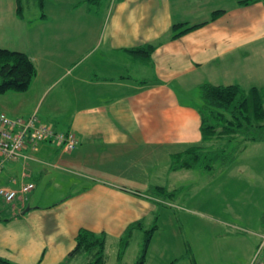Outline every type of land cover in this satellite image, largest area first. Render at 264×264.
I'll list each match as a JSON object with an SVG mask.
<instances>
[{
    "label": "crops",
    "instance_id": "1",
    "mask_svg": "<svg viewBox=\"0 0 264 264\" xmlns=\"http://www.w3.org/2000/svg\"><path fill=\"white\" fill-rule=\"evenodd\" d=\"M242 1L45 0L40 8L37 0H22L18 16L15 0H0V30L5 21L15 38L0 48L25 53L36 69L26 91L32 93L26 96L32 107L23 118L34 114L56 131H73L79 141L69 152L50 142L26 144L22 157L2 163L0 187L17 190L32 183L34 189L6 206L0 199V258L14 264H76L81 256L69 254L78 230L85 229L106 234L104 264L109 245L116 246L117 264H135L138 257L133 263L126 260L131 239L156 220L148 188L164 186L171 192L188 182L189 173L201 177L200 170L169 168L172 156L201 141L199 86L264 89V0ZM25 7L39 12L26 24ZM216 11L222 13L208 21ZM205 21L168 39L173 23ZM78 33L81 45L72 42ZM146 44L155 48L145 61L127 51ZM58 51L74 72L65 71L68 65L59 63ZM129 59L143 67L144 75L127 74ZM66 77L69 82L62 85ZM145 78L150 81L142 83ZM51 85L58 116L69 117L58 127L37 115V103ZM7 93L0 96V112L20 118L21 102L11 105ZM66 101L80 103L67 109ZM253 147L264 142L248 144L243 152ZM44 189L56 195L54 203H29L32 193L34 200H42ZM137 221L142 225L118 261L119 239Z\"/></svg>",
    "mask_w": 264,
    "mask_h": 264
},
{
    "label": "rangeland",
    "instance_id": "2",
    "mask_svg": "<svg viewBox=\"0 0 264 264\" xmlns=\"http://www.w3.org/2000/svg\"><path fill=\"white\" fill-rule=\"evenodd\" d=\"M23 1L25 4L26 0ZM61 9L64 13L67 12L65 6ZM16 12L19 14L17 8ZM38 13L35 10L27 12L25 7L22 18L24 24L29 19L35 18ZM18 16H21V13ZM2 23L0 45L15 43L11 27L6 26L5 21ZM174 24L177 23L172 25ZM171 28L172 26L168 32V39L174 40L170 38ZM24 29L26 30V27ZM79 34L72 37L75 45H81L83 38ZM152 45L155 48V45ZM85 50L86 48L74 55L72 61L77 60ZM56 57L59 59V51ZM59 63L68 65L65 71L74 72L75 68L66 60L59 59ZM127 66V74L131 77L138 78L144 75L139 71L143 68L140 65L131 62ZM127 66L126 71L122 73L127 72ZM69 79V77L64 78L62 85L69 82ZM141 81L149 82L150 79L145 78ZM55 90L56 88L51 85L45 96L37 103L39 108L37 115L42 121L56 124L58 127L62 125L64 119L68 121L69 117L58 116L59 110L55 109L56 102L52 100ZM7 94L11 96V105L21 102L17 109H19L18 117L23 118L22 114L32 107V102L26 101V96L31 98L32 93L25 91ZM62 103L64 108L71 109L80 102ZM74 140L75 144L70 151L79 143L75 134ZM64 142L65 140L62 141L63 145ZM251 158L255 160L251 161ZM232 159L228 164H215L211 172L202 171L200 179L197 173H189L188 182L179 186L180 192L176 197L159 208L155 222L137 231L132 237L126 260L133 263L136 257L141 255L145 232L151 228L155 230L147 248L146 264H252L259 259L257 257L262 256L264 251V238L261 239L256 235L260 226V217L264 214V147H253ZM66 190L67 188L63 189ZM35 194L28 196L29 203L33 205L43 203L41 206L51 205L54 203L52 199L56 196L52 195L49 189L41 191L42 200H34L32 196ZM115 249L116 246H108L107 264H117ZM80 256L76 264H82L88 258L86 254Z\"/></svg>",
    "mask_w": 264,
    "mask_h": 264
},
{
    "label": "trees",
    "instance_id": "3",
    "mask_svg": "<svg viewBox=\"0 0 264 264\" xmlns=\"http://www.w3.org/2000/svg\"><path fill=\"white\" fill-rule=\"evenodd\" d=\"M19 13L22 0H15ZM42 8L44 0H37ZM245 0L242 4H248ZM216 11L210 15V20L220 15ZM20 14V13H19ZM207 23L186 26L174 24L171 28V39H176L185 33ZM186 26V27H184ZM182 27H184L182 29ZM154 46L146 44L127 50L140 60H147ZM36 75V69L31 59L23 52L0 48V95L7 92H25ZM198 114L200 117L201 141L187 147L171 157L170 170H200L211 172L215 164H228L235 156H239L248 144L264 142V89L257 87L242 88L237 84L213 85L203 83L199 86ZM148 193L153 195L152 201L157 208L154 218H157L159 208L173 200L180 188L168 192L164 186L149 187ZM151 199V198H150ZM141 221L127 226L119 239L117 260L123 256L132 232L140 228ZM261 233L264 238V214L260 217ZM152 229V228H151ZM145 233L141 255L135 264H143L152 233ZM107 236L105 233H93L79 229L75 237V247L70 252L72 257L86 254L89 261L86 264H104ZM256 259V257H254ZM252 264H264V251ZM0 264H14L0 258Z\"/></svg>",
    "mask_w": 264,
    "mask_h": 264
},
{
    "label": "built area",
    "instance_id": "4",
    "mask_svg": "<svg viewBox=\"0 0 264 264\" xmlns=\"http://www.w3.org/2000/svg\"><path fill=\"white\" fill-rule=\"evenodd\" d=\"M0 155L3 160L14 159L20 155V149L25 140L31 143L36 142L46 136L51 137L52 132L44 125H38L34 117L28 119L9 120L0 115ZM58 141L65 140V149L70 150L75 144L74 136H58ZM33 189V184H23L18 190L0 188V198L6 202L13 201L17 194H25Z\"/></svg>",
    "mask_w": 264,
    "mask_h": 264
},
{
    "label": "water",
    "instance_id": "5",
    "mask_svg": "<svg viewBox=\"0 0 264 264\" xmlns=\"http://www.w3.org/2000/svg\"><path fill=\"white\" fill-rule=\"evenodd\" d=\"M28 210H29V207L25 208V209L21 212V214L27 212Z\"/></svg>",
    "mask_w": 264,
    "mask_h": 264
}]
</instances>
